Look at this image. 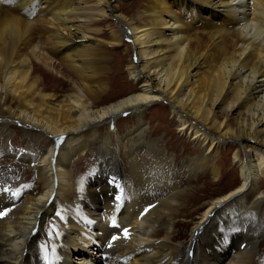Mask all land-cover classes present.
Listing matches in <instances>:
<instances>
[{
    "label": "bare ground",
    "instance_id": "6f19581e",
    "mask_svg": "<svg viewBox=\"0 0 264 264\" xmlns=\"http://www.w3.org/2000/svg\"><path fill=\"white\" fill-rule=\"evenodd\" d=\"M131 5L132 10L119 0H0L3 144L12 142L8 122L29 127L36 136L32 143L40 144L34 151L9 149L12 159L5 158L34 172L38 187L20 207L6 206L0 218V264H39L34 247L51 237L47 222L60 206L64 220L56 226L68 225L59 242L67 241L66 264H255L264 239L257 223L264 201L257 184L264 182V0H133ZM118 47L122 64L111 54ZM123 71L133 84L124 91ZM53 78L65 83L62 95ZM159 101L177 119L178 131L204 149L193 159L187 156L190 167L220 180L218 148L227 145L240 171L234 188L196 201L198 218L188 245L176 242L172 248L175 222L197 187L183 192L170 182L171 160L158 142L143 138L144 113L162 105ZM123 115L134 125L120 135L113 124ZM93 148L95 161L79 179L77 202L69 166ZM105 169L110 193L92 182ZM0 180L16 187L13 175L0 174ZM244 214L253 223L237 227L239 246L231 254L218 252L222 228L235 227ZM101 216L106 223L121 222L128 233L113 227L117 239L108 245L111 253L106 249L99 256L91 245L99 246L109 233L99 225ZM40 250H47L45 244Z\"/></svg>",
    "mask_w": 264,
    "mask_h": 264
},
{
    "label": "rangeland",
    "instance_id": "374dc122",
    "mask_svg": "<svg viewBox=\"0 0 264 264\" xmlns=\"http://www.w3.org/2000/svg\"><path fill=\"white\" fill-rule=\"evenodd\" d=\"M132 2H133V0H119L120 4H123L126 7V9H130V10L135 8V5H131ZM199 25H200V23L197 24V26H199ZM103 31L106 32L105 29H103ZM111 51H112V53H111L112 56H113V54L116 55L117 58L120 60L121 64L125 61V56L123 55V51H122L121 47L113 48V49H111ZM122 77L124 80L121 81L122 86H121L120 90L124 91L125 89L130 87V84H131V86L133 84H132L131 80H129V78L125 75L124 71H123ZM53 82L57 83L56 90H57L58 94L62 95L65 92V90L67 89L65 83L60 78H57V79L53 78ZM60 88L62 90H60ZM113 92H117V89H114ZM119 92H121V91H119ZM115 98H117V97H115ZM115 98H109L107 100L111 101ZM159 103L162 105H157L153 108L150 107L146 111L147 113L146 112L144 113L143 120H144V124H145V126H144L145 131L143 133V135H144L143 138L145 140L147 139L146 141L152 142L154 140L155 143L158 142V143H156V145H158L160 149L162 148L163 150L162 149L161 150L163 151L164 155L171 160L170 161L171 165H169V168H168V170L170 171V175H171L170 182L177 183L178 186L182 188L183 192L186 188H187L186 189L187 191H189V190L193 191L194 190L193 188L197 187V190L194 191L195 192L194 196L191 197V199H190L191 202H187V204H185L186 207L183 208V210H182L184 212L183 215H181V217L179 219H177V222H175L176 223L175 234H177V237H176L175 241L169 243V245H168L169 248H172L174 246V243H176V242H183V245L185 242H187V245H188L189 241H187V240H188L190 228L192 226V222L196 221L198 218V215H197L198 211H196V208L198 207L199 204L197 205V202L201 200L199 202V203H201L204 201V199L216 196L218 193L225 191V189L227 191V190H231L232 188H234L240 182V179H239L240 178V171H239V169H238L237 165L235 164L234 159L232 157L233 153H234L233 148L229 149L228 148L229 146L227 147V145H224V146L218 148V154H219V156L222 157V159L219 161V165L221 167L222 173H224V174H222L220 180L212 181L210 179L211 177H210L209 173L206 174L205 171L204 172L198 171V170L195 171V169L193 167H190L189 163H188V159H193V158L199 156L201 154V152L204 151V149L202 148L201 144L192 140L191 137L189 138V136L181 134L178 131L177 119L169 111L168 106L166 105L165 102L159 101ZM14 123H16V122H8V125H9L8 126V128H9L8 129V138H10V140L12 142L8 141V143H6L4 145L3 144L4 139H3V136L1 135V132H0V137H1L0 138V161L5 160L3 163H0V174L6 175V176L13 175L14 185L16 184V187H14V186H11V188L5 187L3 181H1V180H0V183H1L0 186H3V188L5 190L7 188H10V189L14 190L15 192H21L23 190L24 186H25V188H28L31 185V183H32V186L29 188V191L27 192V194H25L23 202L16 204V205H13L12 207L8 205L7 206L8 209L18 208V207H20V205H23L25 202L26 196H28L30 194V192L32 191V188L37 189V187H38L37 182L34 179L35 178L34 172L30 173V175H29V173H28L29 171L27 170V168H20L19 169L18 167L21 166L20 164H18L15 161H14V163L11 161L7 162L5 159V158H9L10 156H12L11 151H9V149L10 150L11 149H17L19 151L25 150L27 152V149L30 148V151H34V149H31L32 146L35 145V143H32V141L36 140V139H34L36 136L32 133L33 131H30L29 127L27 129H25L21 123H16V124H14ZM113 125H114V128L117 129L119 134L123 135L125 133V131L128 130L129 127H132L134 125V121L132 122L131 117H129L127 115L124 117V115H123L120 118H118L116 123H114ZM103 131H104V128H103V130L100 128L99 134L102 135ZM151 133H152V135H151ZM158 137H159V139H158ZM160 137H161V139H160ZM154 138H156V139H154ZM113 141H114V139H113ZM123 144H124V147L129 146L130 145L129 140L128 139L123 140ZM227 144H228V142H227ZM39 146H40V144L37 143L34 146V148L39 147ZM40 149L41 148H39V150ZM227 149H228V151H227ZM39 150H38V152H39ZM240 150L242 151V149H240ZM87 152L85 153V155L81 156L77 160L76 163L72 162L69 166L70 176L72 177V188L76 192L75 193V195H76L75 200L77 202L79 200L78 197L79 196H80V198L82 197V194H81L82 187H79L80 186L79 179L81 180V179H84L86 177L87 171L92 168L94 161H95V149L94 148L90 149ZM34 154L37 156L39 155V153L36 154L35 152H34ZM187 156H188V159H187ZM118 161H120V163H121V172H123L122 175L126 176L128 169H127L126 164H125L126 163L125 157H122V160L120 159ZM78 166H80V167H78ZM82 167H83V169H82ZM105 171H106V169L101 173V175H96V180L95 179L92 180L91 178L90 179L92 180V182L95 181L96 184H98L100 186V188L104 189L105 192L109 191L108 193H110V189L106 190L103 182L105 181V179L110 178L111 176H110V174L109 175L107 174L108 173L107 171L105 173ZM234 171L237 174H235ZM104 173H105V175H104ZM113 176H115V175H113ZM25 178L28 180H26ZM237 178H238V180H237ZM29 180L31 183L29 182ZM262 180L263 179H261V180L258 179L257 184H258V186H260L259 190L260 191L262 190V192H264V182ZM21 182H22V184H21ZM235 183H236V185H235ZM33 184H35V185H33ZM89 186H91V185H89ZM250 200H251L250 196L247 195L245 198V201L249 202ZM69 208H70L69 210H74L73 208H71V206H69ZM63 209L65 210V207L60 206V207H58L57 210L63 211ZM263 214H264V201H262L260 211H259V216L260 215L261 216L259 217V221L257 222L258 227L260 226L261 229H264V215ZM62 216H63V219L61 216L59 217L60 221L64 220V213L62 214ZM50 217H51V220L55 221V225H56V221L58 220V218L55 215V213ZM261 219H262V221H261ZM48 221H50V218ZM64 223H66V222H64ZM252 223H253L252 219L250 218V220H249V216L247 214H244V215H241L240 217L237 218V224L235 225V227L234 226H230V227L226 226L225 228H226V230L228 227H229L228 228L229 230H232V229L237 230L238 229L237 227L252 225ZM60 225H61V228L60 229L57 228L58 229L57 235H51V237L49 239H47V241L45 242V246L47 247V249L50 247V245H51L50 243L53 242L55 244H58L62 240L63 228L68 227V225L67 224L66 225L60 224ZM52 226H54V225H52ZM52 226H50V229H53ZM160 226H161V224H159L158 229H157L159 231L158 237H160L164 234V231ZM60 230H62L61 231L62 233L60 235H58V232ZM112 230H113V228H112ZM110 232L111 231H109V233ZM108 234L106 235V238H107ZM200 234L201 235L199 236V240H201L203 238L204 235H202V234H204V230H201ZM113 235H115V232H113ZM200 237H201V239H200ZM260 243H261V245L259 248V253L256 255L255 260H254L255 264H258L259 260L262 257H264V252H263L264 251V244H263L264 239ZM235 244L234 245L236 247L239 246V245H237V241L235 242ZM235 246L233 248H235ZM91 247L97 249L95 244L91 245ZM204 252H206L205 249H204ZM166 257L167 256H165V258ZM258 257H259V260H257ZM246 260L249 261L248 258H246L244 261H246ZM124 261L125 262H123V263H126V262H128V259L124 260Z\"/></svg>",
    "mask_w": 264,
    "mask_h": 264
},
{
    "label": "snow or ice",
    "instance_id": "6c2138e0",
    "mask_svg": "<svg viewBox=\"0 0 264 264\" xmlns=\"http://www.w3.org/2000/svg\"><path fill=\"white\" fill-rule=\"evenodd\" d=\"M148 210H149V209L146 208V209H145V212H147ZM6 214H7L6 212H0V216H2V215H6ZM123 232H124L125 234H127V233H128V229H124ZM111 239H112L113 241H115V240L117 239V236H116V235H113V236L111 237Z\"/></svg>",
    "mask_w": 264,
    "mask_h": 264
}]
</instances>
